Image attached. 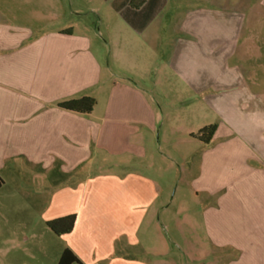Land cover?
I'll list each match as a JSON object with an SVG mask.
<instances>
[{
  "label": "crops",
  "instance_id": "1",
  "mask_svg": "<svg viewBox=\"0 0 264 264\" xmlns=\"http://www.w3.org/2000/svg\"><path fill=\"white\" fill-rule=\"evenodd\" d=\"M128 2L111 3L103 19L102 0H0V179L30 172L42 185L45 223L75 215L72 231L55 236L56 264L64 250L81 264H154L152 257L175 264L160 220L170 204L153 176L152 136L177 111L164 113L150 89L105 63L132 55L135 37L157 50L173 3L185 11L174 22L170 68L196 93L191 105L202 109L205 126H216L208 144L191 138L196 219L180 223L203 232L201 249L198 237L191 241L200 257L220 251L225 264H264V0H146L138 10ZM91 17L107 31L114 21L116 31L100 39ZM82 97L95 101L87 115L57 107ZM164 143L181 153L177 142ZM109 157L125 171L88 175ZM158 159L165 169L177 163ZM56 171L78 181L56 189Z\"/></svg>",
  "mask_w": 264,
  "mask_h": 264
},
{
  "label": "rangeland",
  "instance_id": "2",
  "mask_svg": "<svg viewBox=\"0 0 264 264\" xmlns=\"http://www.w3.org/2000/svg\"><path fill=\"white\" fill-rule=\"evenodd\" d=\"M117 1L102 0L100 9L103 19L106 18L104 14L109 10L111 3ZM169 5L163 14L166 21L161 26L162 35L157 50L151 49L145 43L146 41L135 37L129 41L132 55L119 59L118 63L111 62L107 57L105 63L113 67L115 75L125 76L140 87L150 89L152 97L156 99L164 113L171 115L174 114L173 109L177 111V116L171 123L162 126L159 122L157 131L152 136L153 144L156 146L152 153V162L155 165L153 176L156 178L157 174L160 175L157 179L161 180L155 181L165 188L167 203L170 204L167 215L160 217V220L166 226V232L163 231L164 235L172 243L175 264H225L224 260L218 258L220 251L214 253L215 255L209 253L207 257H200L198 254L200 250L191 246V241L198 237L201 249V245L204 243L203 232L197 227L196 231H191L190 226L187 227L180 223L181 220H185V216L196 219L191 201L193 197L191 179L195 172L194 165L198 154L197 145L191 139V133L197 134L200 129L206 127V124H204L202 109L198 107L196 110L195 105H191L196 103V93L186 87L170 68L171 51L176 42L179 28V25H175L174 22L177 21L180 12L185 10H175L173 3ZM88 20L95 23L94 31L100 39L101 37L107 39L116 31L114 21L111 23V29L107 31L105 26L98 22L97 17L95 19L91 17ZM180 99L189 100V103L181 106L178 103ZM156 107L158 108V106ZM189 134L191 135L189 136ZM159 139L160 143H158ZM164 140L177 142L182 154L169 150ZM162 154L175 158L177 163L165 169L158 163V157ZM179 155L183 156L182 160ZM117 162L118 158L109 157L107 164L92 165L88 175L89 173L120 174L124 172V169L116 168ZM22 172L25 180H10L5 174L1 176L3 184L0 189V264H56V237L43 221L42 214L46 201L43 196L38 197L37 192V188L42 185L39 186L35 184L34 180H30V172L27 170ZM54 176L56 180L53 181L56 189L78 181L61 178L57 171ZM79 177H86V174ZM179 206H182L186 213L177 215L175 210ZM170 219L181 226L177 233L168 223ZM150 241L153 246L154 238ZM193 242L197 244L196 241ZM133 253L136 256H142L139 247H136ZM149 259H152L154 264H160L157 258Z\"/></svg>",
  "mask_w": 264,
  "mask_h": 264
},
{
  "label": "trees",
  "instance_id": "3",
  "mask_svg": "<svg viewBox=\"0 0 264 264\" xmlns=\"http://www.w3.org/2000/svg\"><path fill=\"white\" fill-rule=\"evenodd\" d=\"M146 0H129L128 5L131 9L138 10ZM95 106V101L89 97L63 101L57 104V107L68 112H73L81 115H87L92 112ZM216 130L215 125L206 126L198 131L197 134H192L191 137L197 139L203 144H208L212 139ZM3 181L0 179V188ZM75 223V215H67L49 220L45 223L49 231L56 237H61L69 234ZM57 264H81L76 257L69 251L64 250Z\"/></svg>",
  "mask_w": 264,
  "mask_h": 264
}]
</instances>
